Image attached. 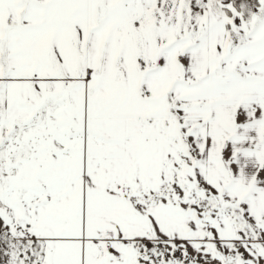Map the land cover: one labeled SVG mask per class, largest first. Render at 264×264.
<instances>
[{
	"label": "snow or ice",
	"instance_id": "obj_1",
	"mask_svg": "<svg viewBox=\"0 0 264 264\" xmlns=\"http://www.w3.org/2000/svg\"><path fill=\"white\" fill-rule=\"evenodd\" d=\"M0 264H264V0H0Z\"/></svg>",
	"mask_w": 264,
	"mask_h": 264
}]
</instances>
